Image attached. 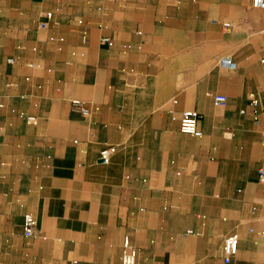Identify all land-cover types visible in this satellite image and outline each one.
<instances>
[{"label": "crops", "instance_id": "crops-1", "mask_svg": "<svg viewBox=\"0 0 264 264\" xmlns=\"http://www.w3.org/2000/svg\"><path fill=\"white\" fill-rule=\"evenodd\" d=\"M263 135L253 0H0V264H264Z\"/></svg>", "mask_w": 264, "mask_h": 264}, {"label": "built area", "instance_id": "built-area-1", "mask_svg": "<svg viewBox=\"0 0 264 264\" xmlns=\"http://www.w3.org/2000/svg\"><path fill=\"white\" fill-rule=\"evenodd\" d=\"M254 6L257 8H264V0H253ZM52 19V13L48 12L43 16V19L40 23V26L42 28H46L50 25ZM104 43L108 42V38L102 39ZM225 64H230V61L227 59H224L222 61ZM215 101L225 106L227 103V97L225 95H217L214 96ZM252 105L257 106L259 104V99L256 98L254 95L250 99ZM75 107L80 109L81 112L84 115H89L90 111L87 108H82L81 104L79 102L74 103ZM244 113V111H241ZM201 115L197 112L185 110L181 115V121H180V130L181 132L185 134H190L195 137H201L202 136V129L200 127L201 123ZM31 121H34V118H30ZM256 123H259L258 120H256ZM263 143H264V135H263ZM116 152V147L111 146L106 149H104L101 152V160L105 163H109L113 154ZM259 181L260 183L264 184V166L260 169L259 174ZM36 219L32 215H27L25 217L24 222V233L27 237H32L34 234V230L36 227ZM238 251V235L232 234L225 238L224 240V246H223V252H224V258L225 262L229 264L233 257L237 254ZM122 264H137V255L136 252L131 244L130 238L125 237L124 244H123V252H122V258H121Z\"/></svg>", "mask_w": 264, "mask_h": 264}]
</instances>
